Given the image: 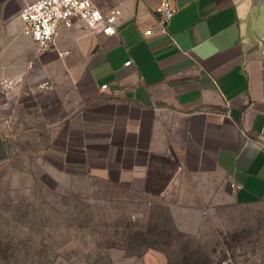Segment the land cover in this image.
Returning <instances> with one entry per match:
<instances>
[{
  "label": "crops",
  "instance_id": "crops-1",
  "mask_svg": "<svg viewBox=\"0 0 264 264\" xmlns=\"http://www.w3.org/2000/svg\"><path fill=\"white\" fill-rule=\"evenodd\" d=\"M32 1L0 0V109L50 104L72 155L155 206V264H264V0H172L165 33L159 0H95L118 32L61 23L42 53Z\"/></svg>",
  "mask_w": 264,
  "mask_h": 264
},
{
  "label": "rangeland",
  "instance_id": "rangeland-1",
  "mask_svg": "<svg viewBox=\"0 0 264 264\" xmlns=\"http://www.w3.org/2000/svg\"><path fill=\"white\" fill-rule=\"evenodd\" d=\"M49 106L15 94L0 109V264H155V206L72 155Z\"/></svg>",
  "mask_w": 264,
  "mask_h": 264
},
{
  "label": "built area",
  "instance_id": "built-area-1",
  "mask_svg": "<svg viewBox=\"0 0 264 264\" xmlns=\"http://www.w3.org/2000/svg\"><path fill=\"white\" fill-rule=\"evenodd\" d=\"M174 12L172 0H159L156 7L157 26L162 32H167ZM120 13L119 8L102 10L95 0H34L23 7L20 18L24 32L31 36L36 51L42 53L50 48L61 23L72 26L75 20H81L88 28L111 35L118 32L116 23ZM149 33L150 30L145 31V34ZM48 86L50 82L47 80L41 84V87ZM220 264L234 263L225 258Z\"/></svg>",
  "mask_w": 264,
  "mask_h": 264
},
{
  "label": "water",
  "instance_id": "water-1",
  "mask_svg": "<svg viewBox=\"0 0 264 264\" xmlns=\"http://www.w3.org/2000/svg\"><path fill=\"white\" fill-rule=\"evenodd\" d=\"M6 156V150L2 138L0 136V159Z\"/></svg>",
  "mask_w": 264,
  "mask_h": 264
}]
</instances>
